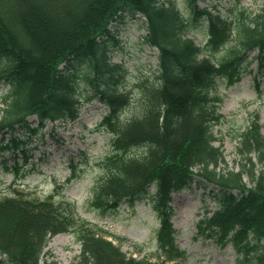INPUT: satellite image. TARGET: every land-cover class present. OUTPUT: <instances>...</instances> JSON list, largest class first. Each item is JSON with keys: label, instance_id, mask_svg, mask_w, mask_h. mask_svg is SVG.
<instances>
[{"label": "trees", "instance_id": "16d2710c", "mask_svg": "<svg viewBox=\"0 0 264 264\" xmlns=\"http://www.w3.org/2000/svg\"><path fill=\"white\" fill-rule=\"evenodd\" d=\"M191 3L190 19L171 0H0V87H9L1 100L0 136L30 128L31 116L40 127L75 121L84 102L101 101L109 108L102 126L112 134V148L89 202L106 214L150 195L160 221L157 251L137 259L109 240L107 230L83 219L75 202L14 190L0 196V264H43L51 238L66 232L81 244L72 264H184L187 251L177 244L172 202L174 193L194 184L212 187L218 202L197 221L195 238L222 249L231 245L239 262L264 264L260 116L240 134L238 169L223 166L213 130L225 120L218 79L238 82L253 51L264 62V8L223 14ZM128 10L144 18V40L158 50L157 69L140 81L137 94L122 85L123 69L111 63L108 47L111 24ZM199 20L208 32L205 45L188 36ZM75 62L86 64V95L78 75L61 69ZM8 144L20 150L16 137Z\"/></svg>", "mask_w": 264, "mask_h": 264}, {"label": "rangeland", "instance_id": "374dc122", "mask_svg": "<svg viewBox=\"0 0 264 264\" xmlns=\"http://www.w3.org/2000/svg\"><path fill=\"white\" fill-rule=\"evenodd\" d=\"M171 1L190 18L191 0ZM197 3L223 14L232 9L257 12L264 8V0H197ZM111 31L113 37L108 40L111 63L122 67V85L137 94L140 81L157 69L158 50L146 44L145 20L131 10L115 19ZM188 36L205 45L208 32L204 21H193ZM256 55V51L250 53L253 61L244 68L240 81L229 85L218 80V92L223 96L221 111L226 118L213 130L218 143L223 144L227 161L223 166L231 169H238L243 162L236 150L239 135L256 113L260 115L264 133V62L261 64ZM61 69L75 72L83 94L88 93L82 78L86 64L65 63ZM8 90V86H1L0 106ZM108 110L98 100L86 101L76 121L48 122L40 127L37 118L31 117L30 128H18L7 138L0 136V196L17 189L40 198L55 195L58 200L73 201L80 216L113 234L115 244L125 254L138 259L150 258L157 251L160 225L150 197L142 196L106 214L92 208L89 202L91 189L102 174V160L112 148V135L101 125ZM127 113L123 117H128ZM12 136L20 146L15 152L7 149ZM245 181L249 184L247 176ZM213 192L216 191L212 187L193 185L174 194L173 223L177 243L187 251L188 260L184 264H245L238 261L239 256L230 245L220 249L212 242L195 238L199 218L207 210L218 207ZM80 252L81 244L74 233H60L48 243L42 263L72 264Z\"/></svg>", "mask_w": 264, "mask_h": 264}]
</instances>
